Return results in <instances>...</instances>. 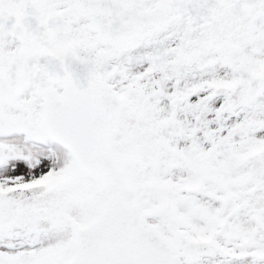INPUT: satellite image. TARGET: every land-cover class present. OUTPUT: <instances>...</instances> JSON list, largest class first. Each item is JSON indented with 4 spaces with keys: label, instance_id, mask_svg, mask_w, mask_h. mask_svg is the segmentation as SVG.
<instances>
[{
    "label": "snow or ice",
    "instance_id": "1",
    "mask_svg": "<svg viewBox=\"0 0 264 264\" xmlns=\"http://www.w3.org/2000/svg\"><path fill=\"white\" fill-rule=\"evenodd\" d=\"M0 264H264V0H0Z\"/></svg>",
    "mask_w": 264,
    "mask_h": 264
}]
</instances>
